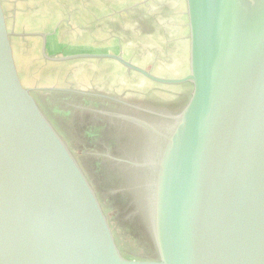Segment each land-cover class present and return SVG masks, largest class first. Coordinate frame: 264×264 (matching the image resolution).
Wrapping results in <instances>:
<instances>
[{
    "label": "water",
    "instance_id": "95a60500",
    "mask_svg": "<svg viewBox=\"0 0 264 264\" xmlns=\"http://www.w3.org/2000/svg\"><path fill=\"white\" fill-rule=\"evenodd\" d=\"M184 3L182 78L119 54L43 52L54 62L111 60L155 84L190 88L178 113L159 115L164 122L101 112L140 129L141 143L130 145L139 155L117 161L130 168L152 256L128 257L80 160L22 82L0 0V264H264V0Z\"/></svg>",
    "mask_w": 264,
    "mask_h": 264
},
{
    "label": "rangeland",
    "instance_id": "374dc122",
    "mask_svg": "<svg viewBox=\"0 0 264 264\" xmlns=\"http://www.w3.org/2000/svg\"><path fill=\"white\" fill-rule=\"evenodd\" d=\"M2 1L22 82L33 90L40 106L65 137L64 124L45 102L59 97L50 90L98 92L131 101H156L173 97L186 88L155 84L111 60L54 62L43 56L46 36L58 23L57 35L51 39L57 49L45 51L50 58L113 53L156 76L182 78L188 74L183 0H28L26 3L15 0L17 6L14 0ZM50 21L51 26L47 27ZM28 32L44 34V43L35 36H27ZM73 153L81 159L79 149ZM102 203L106 208V202L102 200ZM107 214L111 218L116 212L112 209ZM113 229L126 256H143L120 238V231Z\"/></svg>",
    "mask_w": 264,
    "mask_h": 264
},
{
    "label": "flooded vegetation",
    "instance_id": "af4514ba",
    "mask_svg": "<svg viewBox=\"0 0 264 264\" xmlns=\"http://www.w3.org/2000/svg\"><path fill=\"white\" fill-rule=\"evenodd\" d=\"M185 86L189 89L188 85ZM186 88L173 97L156 101H131L108 94L87 92L114 97L133 107L106 98L76 94L70 90H50L60 98L55 101L45 100L54 111L55 118L64 124L63 132L72 150L79 149L80 163L100 198L106 202V212L115 210V216L110 218L113 227L120 231L122 240L128 241V245H133L143 256H152L146 221L136 197L131 194L128 181L130 168L117 161L135 160L139 155L138 146L133 147L136 153L130 154V145L132 137H136L137 145L141 143L140 129L128 124L122 126L119 121L101 112L125 114L149 123L164 122L167 120L161 119L160 114L175 115L185 105L189 95Z\"/></svg>",
    "mask_w": 264,
    "mask_h": 264
},
{
    "label": "crops",
    "instance_id": "0c3cea01",
    "mask_svg": "<svg viewBox=\"0 0 264 264\" xmlns=\"http://www.w3.org/2000/svg\"><path fill=\"white\" fill-rule=\"evenodd\" d=\"M18 1H20V0H18ZM37 1V0H36ZM24 3H26V2H28V0H25V1H23ZM183 2H184V0H183ZM13 3L16 5V1L14 0L13 1ZM24 3H21V4H23L26 8H27V6L24 4ZM41 3V2H40ZM17 6V5H16ZM184 9H185V3H184ZM33 11H36V10H33ZM36 12H38V10L36 11ZM185 12H186V10H185ZM185 17H186V13H185ZM52 21V20H51ZM51 21L48 23V24H46V26L47 27H49V26H51ZM57 26H58V23L57 24H55V26H54V28L52 29L53 30V32L51 33V34H49V35H47L46 36V42L44 43L43 42V38H42V36H44V34H40V33H37V34H35V33H33L32 34V32H28L26 35L27 36H29V37H34L35 36V38H37V39H40V41L42 40V43H44L43 45H44V48H45V50H43V52L45 53V51L47 52L49 49L51 50V51H53V49H57V45L55 44V42L54 41H52L51 39H53V37L54 36H56L57 35V32H56V30H57ZM186 27H187V18H186ZM187 35H188V29H187ZM39 36H41V37H39ZM55 39V38H54ZM46 54V53H45ZM107 54H113V53H107ZM44 56V55H43ZM47 56V55H46ZM47 57H50V56H47ZM62 57H66V56H62ZM56 58V57H55ZM125 59V58H124ZM126 60V59H125ZM142 68V67H141ZM144 69V68H143ZM146 70V69H145ZM159 77V76H158ZM162 78H167V77H162Z\"/></svg>",
    "mask_w": 264,
    "mask_h": 264
}]
</instances>
